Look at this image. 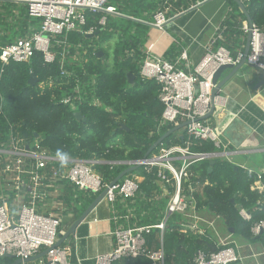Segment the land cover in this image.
I'll use <instances>...</instances> for the list:
<instances>
[{
    "label": "trees",
    "instance_id": "obj_1",
    "mask_svg": "<svg viewBox=\"0 0 264 264\" xmlns=\"http://www.w3.org/2000/svg\"><path fill=\"white\" fill-rule=\"evenodd\" d=\"M144 1L134 0L137 7L129 11L123 6L128 4L127 0H109L107 5L114 7L119 14L151 23L152 16L141 17L140 9L153 12L163 5L164 10L167 9L163 10L165 16L171 17L187 10L198 0H156L151 8ZM226 2L231 11L226 15V28L216 47L226 49L234 57L238 51L244 50L245 35L239 20L245 21L246 18L233 0ZM243 5L251 23L264 32V0H248ZM84 15L86 22L82 32L94 27L91 36L95 38L78 32L55 37L51 49L55 53L52 63L45 64L38 52L27 63L9 62L2 65L0 61V129H5L9 124L19 125L23 135L37 138L39 145L53 157L97 160L99 162L94 165V171L101 176L102 183H108L126 169L122 165L109 163L142 159L151 145L175 125L161 123L163 106L157 98L159 87L152 80L142 81L139 76L150 27L111 16L106 17V24L101 27L97 22L103 17L102 13L84 11ZM39 27L40 19L29 17L25 5L0 1V48L33 34ZM111 37H116V44L109 68L106 63L108 54L97 47ZM56 40L67 43L62 60L63 71L60 69L63 47L57 45ZM97 51L103 53L104 59L96 57ZM179 54V48L171 47L164 59L175 64ZM128 73L134 76L131 84L126 77ZM31 74L38 79L34 86L28 84ZM41 83L43 87H40ZM76 87L79 88L78 94L74 96L78 101L74 103V109L61 104V99L72 96ZM75 112L81 114V119L74 117ZM121 125L128 130L121 129ZM183 135L181 130L173 133L163 141V145L181 144L185 140L180 137ZM190 150L201 153L217 151L212 143L197 141ZM61 164L52 162L51 166L61 172ZM190 174V183L204 184L202 196L194 195L200 210L219 216L227 233L230 234L229 230L232 229V235H238L248 244H257L264 252V234L253 237L251 223L243 221L237 212L238 207H242L251 213L253 222L264 219V204L253 210L260 198L256 191L250 190L253 179L225 159H215L212 163L208 160L199 162L191 167ZM262 179L264 181V173ZM64 184L67 208L77 219L96 195L70 187L66 182ZM161 195L163 193L159 185L153 183L152 177H145L132 199L123 204L117 202L115 206L121 217L129 210L131 221L137 226L154 225L161 219L166 205V198H161ZM180 218L178 215L171 217L163 234L165 264H190L198 251L205 254L217 251L211 234L198 236L191 231L182 232L177 225ZM156 233V230H152L150 238L155 239ZM153 243L157 248L158 244ZM3 262L10 263V260L4 259ZM115 264L147 262L138 258Z\"/></svg>",
    "mask_w": 264,
    "mask_h": 264
},
{
    "label": "built area",
    "instance_id": "obj_2",
    "mask_svg": "<svg viewBox=\"0 0 264 264\" xmlns=\"http://www.w3.org/2000/svg\"><path fill=\"white\" fill-rule=\"evenodd\" d=\"M10 1L25 5L29 17L40 19V27L33 34L1 47L2 65L9 62L27 63L36 52L41 54L45 64H50L55 58L51 50L55 37H66L71 32L88 36L94 33V27L82 32L86 22L84 11L102 13L103 17L97 22L101 27L105 26L107 16L119 14L114 7L107 5L109 0ZM208 1L211 0H198L191 8ZM169 20L159 12L154 15V21L147 25L162 30ZM241 31L250 36L245 65L259 71L264 78V32L254 24L241 27ZM55 42L63 47L60 54V69L63 71L62 60L67 43ZM243 56V51H238L233 57L222 47L215 50L207 48L197 66L185 72L176 63L171 64L149 51L145 52L139 76L142 81L152 80L158 85L157 98L163 106L161 123L175 127L186 124L181 129L185 140L181 144L163 145L162 142L147 157L139 160L109 163L122 165L126 169L137 167L113 184L112 181L102 183L101 176L95 173L93 167L99 162L97 160L53 157L46 148L39 145L37 138L23 135L19 125L9 124L5 129H0V264H12L16 260L20 261L18 264H78L73 261V248L70 245L63 242L56 246L59 235L64 233L61 231V212H52L51 207V210L45 212L43 207H39L41 203H51V193L57 185H64L65 182L70 187L94 195L105 191L103 200L111 207V219L115 225L111 232L113 247L109 253L95 256L93 264H115L138 258L145 259L147 264H165L163 234L167 222L175 215L181 217L177 225L182 232L191 231L198 236L211 234L215 240V253L198 251L190 264H246L247 259L258 263L257 258L263 257L264 252H253L248 244L243 248L247 247L250 254H243L241 245L217 236L214 223L220 217L211 215L205 218L199 213L200 207L194 197L195 194L202 196L204 184L190 183V170L195 164L211 159L226 160L230 155L243 153L241 148L229 151V143L221 129L212 127L208 120L222 108L220 97L211 99L214 71L221 65H238ZM185 58V54H182L181 59ZM40 87H43V83ZM77 94L76 87L74 94L62 98L60 103L74 109V103L78 101L74 95ZM194 141L210 142L217 151L192 152L190 148ZM52 162H61L62 171L57 172L51 166ZM236 166L245 171L249 179H253L250 190L260 195L253 210L259 209L264 204V170L255 171L243 165ZM145 177H152L153 183H157L163 193L161 198H166L163 215L154 225L130 226L128 216L117 215L115 204L132 199ZM237 212L243 221L251 223L250 232L253 237L264 234V219L253 222L251 213L242 207H238ZM152 230L157 231L155 239L150 238ZM153 242L158 244L157 248ZM42 253L45 254L38 259L28 261ZM5 255L12 257L8 259L10 263L3 262Z\"/></svg>",
    "mask_w": 264,
    "mask_h": 264
},
{
    "label": "crops",
    "instance_id": "obj_3",
    "mask_svg": "<svg viewBox=\"0 0 264 264\" xmlns=\"http://www.w3.org/2000/svg\"><path fill=\"white\" fill-rule=\"evenodd\" d=\"M128 1L129 0H127L128 4H123V6L125 5L126 11L137 7L134 0H132V2ZM155 1L156 0H145L144 2L151 8ZM192 6L193 5L187 10L180 11L171 17L165 16L164 11H167V9L164 10L163 5H159L153 12L140 9L141 17L144 16V18H148L152 16V22L154 21V15L163 10L164 11L161 13H163L166 18H170L162 30L149 26L150 36L145 52L149 51L152 55L164 59V56L167 55L171 47L179 48L180 54L177 58L176 66L185 72L192 71L197 66L207 48H211L212 50L217 49V41H221V33L226 28L224 25L226 15L231 11L226 0H211L191 8ZM111 17H120L128 20L131 19L135 22L145 23V19L133 18L125 14H118L117 16ZM239 21L241 27L247 26L246 20L243 21L240 19ZM182 54H185V60L181 59ZM241 72L245 75L246 83L240 86L237 85L234 80H229L221 89V92L216 95L220 97L222 108L214 117H209L208 120L212 127H219L222 131V135L225 134L224 138L229 143V151H234L238 148H241L243 151V153L230 155L229 158L226 159L227 162L234 166H245L244 164L234 162L232 156L256 153L261 157L259 162L260 167L257 169L251 167L247 168L255 171L264 170V95L262 93L264 91V84L261 88H257L258 85L264 83V78L259 71L247 67L246 65L242 66ZM228 73L229 71L224 72L220 80ZM179 131L175 133H179ZM180 137L182 138V136ZM253 148L258 151H250V149ZM124 176L122 178H124ZM65 188V184L57 185L49 197V202L52 204L41 203V205H39V207H43L45 212L51 209L52 212H61V216H63L61 231L63 232H65L76 220L72 212L67 208L65 202L67 191ZM120 204H123V202H120ZM50 207L51 209H49ZM123 207L125 208V204ZM110 209L111 207L106 201H101L86 220L76 228L75 235L66 241L67 245L73 248V261L78 262V264H93V258L95 256L107 254L112 250L113 239L111 232L115 225L111 219L112 215ZM66 210L69 211V214L65 212ZM115 211L119 216L116 206ZM128 212L129 210L126 211V216L129 218L128 221L130 226H137L132 223L130 218L131 214H128ZM199 213L205 216V218L211 216V214H207L204 210L201 211L200 208ZM219 223L220 220L216 221L214 223L215 227L218 226ZM123 224L125 225V222ZM254 264L260 263L254 262Z\"/></svg>",
    "mask_w": 264,
    "mask_h": 264
},
{
    "label": "water",
    "instance_id": "obj_4",
    "mask_svg": "<svg viewBox=\"0 0 264 264\" xmlns=\"http://www.w3.org/2000/svg\"><path fill=\"white\" fill-rule=\"evenodd\" d=\"M237 6L239 7V9L242 11V13L245 15L246 21H247V25L251 26V20L248 17L246 10H245V6L243 5V3L240 0H233ZM131 20V19H129ZM141 24H147V23H143V22H139ZM249 40H250V36L249 34L246 35V40H245V46H244V50H243V59L241 60V62L236 65H221L219 66L213 73L212 75V79H211V84L213 87L212 91H211V99H213L218 93L221 92V89L225 86V84L227 82H229V80H234V82L237 85H244L246 83V79H245V75L241 72V68L242 66L245 65V60H246V56L248 54V50H249ZM96 57L98 58H102L104 59L103 53L101 51H97L96 52ZM229 71V73L220 80L221 75L226 72ZM128 82L131 84L134 81V76L130 73H128L126 75ZM38 82L37 77L34 74H31L28 80V84L31 86L36 85ZM264 83H261L260 85L257 86V88H261V86ZM264 95V91L262 92ZM74 117L76 119H81V114L79 112H75L74 113ZM186 124H182L179 126H176L170 130H168L166 133H164L163 135H161L154 143L153 145H151V147L147 150V152L144 155V158L147 157L151 152H153L163 141H165L171 134L179 131L180 129H182ZM121 129L124 130H128L127 127L125 125H121L120 126ZM225 135V134H224ZM223 135V137H224ZM254 151L256 152V150L250 149V151ZM213 160H209V163H212ZM235 167L237 168V166L235 165ZM137 167H130L127 168L126 170H124L114 181H112L113 183H116L117 181H119L124 175H126L127 173L136 170ZM105 191H102L98 196H96V198L87 206V208L82 212V214L71 224V226L63 233L59 235V240L56 244V246H60L63 242H66L69 240L70 237H73L75 235L76 232V228L84 221L86 220V218L90 215V213L95 209V207L101 202L103 201V197H104ZM230 233H233V230L230 229L229 230ZM259 236L255 237L258 238ZM45 253H42L40 255H37L31 259H29L28 261H32L35 259H38L39 257H41L42 255H44ZM4 258L6 259H12L11 256L9 255H5ZM20 261L16 260L13 261L12 264H18Z\"/></svg>",
    "mask_w": 264,
    "mask_h": 264
},
{
    "label": "rangeland",
    "instance_id": "obj_5",
    "mask_svg": "<svg viewBox=\"0 0 264 264\" xmlns=\"http://www.w3.org/2000/svg\"><path fill=\"white\" fill-rule=\"evenodd\" d=\"M89 37L95 38L94 35L93 36L90 35ZM95 40H97V38ZM115 44H116V37H111L109 40H107L104 43H101L97 47L99 49H102V51L106 52V54H108V60L106 63H107L109 68L112 65V56H113V49H114ZM84 53L85 52L83 51V54ZM232 157H233L232 159L234 162H236L238 164H244L246 167H251L254 169H257L258 167H260L259 162L261 160V157H259L258 154H256V153H246V154L235 155ZM215 230H216L215 232H216L217 236L227 238L228 240L234 241L238 245H241L242 246L241 250H242L243 254H247V255L250 254V251L248 250L247 247H245V249L243 248L244 245H248V243L243 242L242 239L238 235H232V233H230V234L227 233L225 231L224 224H222L221 220H220V223L218 224V226H216ZM249 245L252 248L253 252H256V253L261 252L259 249V246L257 244H254V245L249 244ZM257 260L260 264H264V258L263 257H258ZM250 262H251V264H254V260H252V259L246 260V264H250Z\"/></svg>",
    "mask_w": 264,
    "mask_h": 264
}]
</instances>
